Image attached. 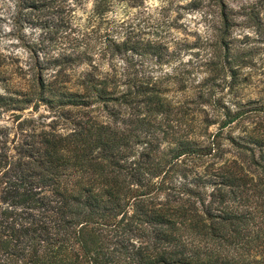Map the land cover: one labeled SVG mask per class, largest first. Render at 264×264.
I'll return each instance as SVG.
<instances>
[{
  "label": "trees",
  "instance_id": "16d2710c",
  "mask_svg": "<svg viewBox=\"0 0 264 264\" xmlns=\"http://www.w3.org/2000/svg\"><path fill=\"white\" fill-rule=\"evenodd\" d=\"M217 4L216 44L230 53L235 17H262L254 4ZM101 42L24 66L0 51V264H264V105L228 108L206 139L176 135L163 76L143 62L118 70L116 55L136 47ZM167 49L150 41L138 52L160 64Z\"/></svg>",
  "mask_w": 264,
  "mask_h": 264
},
{
  "label": "rangeland",
  "instance_id": "374dc122",
  "mask_svg": "<svg viewBox=\"0 0 264 264\" xmlns=\"http://www.w3.org/2000/svg\"><path fill=\"white\" fill-rule=\"evenodd\" d=\"M69 1L74 4L72 10L61 6L52 11L46 7L30 10L15 0H0V51L15 66H24L36 56L42 59L45 52L56 55L68 43L79 48L89 43L97 48L106 37L116 42L128 39L136 49L117 54L112 63L124 70L141 67L143 62L163 76L165 94L171 101L168 131L176 135L194 130L197 137L206 139L225 119L228 108L233 111L248 101L264 105V0H229L234 7L257 5L262 17L259 22L244 14L235 17L226 34L230 53L216 44L220 37L214 24L217 0H99L100 12L94 9L97 0ZM150 41L168 46L160 64L138 52ZM110 63L105 58L101 65L104 69ZM85 67V63L73 64L66 72L78 75ZM181 70L189 72L178 84L175 74ZM5 119L1 117L0 122ZM251 120L232 123L224 131L237 135Z\"/></svg>",
  "mask_w": 264,
  "mask_h": 264
}]
</instances>
